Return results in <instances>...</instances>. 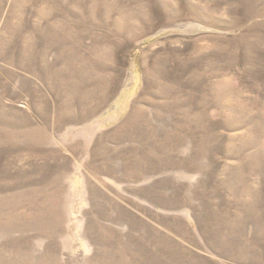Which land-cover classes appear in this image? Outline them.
Returning <instances> with one entry per match:
<instances>
[{
  "label": "rangeland",
  "instance_id": "rangeland-1",
  "mask_svg": "<svg viewBox=\"0 0 264 264\" xmlns=\"http://www.w3.org/2000/svg\"><path fill=\"white\" fill-rule=\"evenodd\" d=\"M0 264H264V0H0Z\"/></svg>",
  "mask_w": 264,
  "mask_h": 264
}]
</instances>
